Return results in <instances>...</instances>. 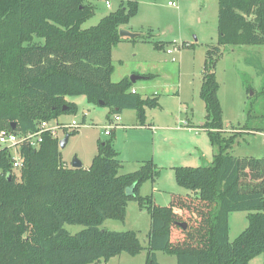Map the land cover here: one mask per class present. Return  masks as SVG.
<instances>
[{"label":"trees","instance_id":"1","mask_svg":"<svg viewBox=\"0 0 264 264\" xmlns=\"http://www.w3.org/2000/svg\"><path fill=\"white\" fill-rule=\"evenodd\" d=\"M137 12L136 0H120L96 25L82 28L94 14L84 0H0V130L11 131L13 124L16 132L34 131L41 121L75 115L76 103L66 98L81 95L108 107L107 117L134 110L144 125L159 95L131 92L127 77L111 81L112 49L125 40L150 41L158 50L179 47L153 41L150 32L120 36ZM224 45L264 46V0H218L217 45L206 51L199 92L202 127L216 152L206 164L174 167L176 183L189 192L172 194L168 205L139 192L158 174L152 160L119 173L112 130L98 140L88 168L66 167L59 140L48 131L37 148L21 146L18 170L8 149L0 148V264H95L136 255L144 249L136 232L100 227L106 219L124 221L132 200L150 216L145 264H160L158 251L175 256L176 264H249L264 254V157L231 155L239 132L222 135L215 66ZM253 56L245 61L263 76L264 94V68ZM237 211L247 212L248 224L230 241L229 216ZM184 214L192 221L181 219ZM65 224L84 228L71 234ZM175 228L180 235L173 238Z\"/></svg>","mask_w":264,"mask_h":264},{"label":"rangeland","instance_id":"2","mask_svg":"<svg viewBox=\"0 0 264 264\" xmlns=\"http://www.w3.org/2000/svg\"><path fill=\"white\" fill-rule=\"evenodd\" d=\"M108 1L110 7L105 6V0H84L86 4L94 6V14L82 24V28L96 25L103 16L118 8L120 0ZM136 1L138 2L137 14L120 29L125 27L135 33L142 34L150 32L153 41H174L179 48L173 50L171 49L172 45L169 44L163 50H158L152 42L142 40L120 42L111 52L113 66L111 81H119L124 76L132 75L131 70L143 67L146 69V74L153 73V77L151 75L150 79L139 80L132 85H135L138 94L143 97L151 95L152 92L159 95V107L149 109L150 113L157 114L160 121L170 122L173 120V126L178 119H187V122H192L194 127H197L205 121V106L199 94L200 82L206 51L217 45L218 0ZM169 2L174 4L171 5ZM167 49L170 51L167 52ZM220 51L221 53L216 59L215 76L219 84L218 97L222 106V121L225 130L222 135L228 137L239 132L230 149L231 155L264 157V94L261 92L263 76L255 68L248 66L245 61L248 57H254L253 55L258 56L264 68V46L224 45L220 46ZM66 99L76 102L78 112L75 115H62L58 119L69 121L76 118L80 121L84 115L85 123H81L77 129L62 128L58 130L56 135L58 140L63 138L62 134L75 131L65 146L60 148L61 160L66 162L67 165L64 164L66 167H70L73 157H77L86 165L91 156L97 152V138L105 137L101 124H105L109 108L92 105L86 101L83 95ZM167 112L175 113V117H168ZM128 117H130V113L127 115ZM127 118L124 120L126 123H128ZM58 119L49 122H61ZM138 125L140 124L138 123ZM244 129H249L252 132H245ZM115 131L117 133L118 129ZM200 133L207 138L204 131H200ZM167 144L176 145V141L171 140ZM120 145L123 150L122 157L127 156L132 147H139L134 143L125 144L122 142ZM210 146L215 153V147ZM139 153L140 159H142V150ZM179 153L184 158L180 160L178 166L196 167L206 164V161L201 158L191 159L188 150H179ZM196 153L201 157L200 151ZM205 156L209 157V154L205 152ZM124 166L126 169L130 167L129 162L124 163ZM155 166L158 169V174L153 185L161 191V193L158 192L160 195L157 198L159 199L156 198L155 202L164 203L159 205H168L165 203L169 201L170 193L182 195L189 192L176 183L174 168L169 169L170 166L167 165L161 167L156 163ZM150 192L151 190L148 195ZM127 205L124 221L106 219L100 227L115 231L132 230L136 232L144 249L136 255L121 253L95 264H145V246L150 230V216L146 209H141L133 200L129 201ZM246 215L245 211L230 214V241L247 226ZM181 219L192 221L185 214ZM64 228L74 234L82 230L84 226L65 224ZM175 234L179 236L180 230L173 229V238ZM156 257L160 264H176L175 256L158 251ZM259 258L253 264H264V254Z\"/></svg>","mask_w":264,"mask_h":264},{"label":"crops","instance_id":"3","mask_svg":"<svg viewBox=\"0 0 264 264\" xmlns=\"http://www.w3.org/2000/svg\"><path fill=\"white\" fill-rule=\"evenodd\" d=\"M123 29L130 30L125 27H123ZM137 68H138L137 70L130 71V72H133L132 75L134 74V75L142 76L141 79H137L135 82L139 80H148L151 78V75L153 77V73L146 74V71H145L146 69H144L143 67H137ZM125 77L129 78L130 75L124 76L122 78H125ZM201 82H202V76H201ZM131 88L134 89L135 92L138 93V90L136 89L135 85H132ZM152 93H155V92H152ZM178 110L179 112H181L180 109ZM129 113H130V117L127 118V115ZM167 113L169 114L167 115L168 117H171V116L175 117V113H170V112H167ZM118 115L120 116V119L118 121V127L114 128L112 132L115 135L114 148L118 152V158L121 162V167L119 169V173L121 174L131 172V171L138 169V167L142 164V162L147 161V160H152L161 167H164V165H167V166H170L169 169L174 168L175 166L180 165L179 163L180 160L184 158V156H181V154L179 153V150H188L189 151L188 155L191 154V159L201 158L202 160H205L207 163L211 162L212 160L214 152L210 146L211 143L209 141L208 135L205 129L202 127L204 122L198 125L197 127H194L195 125H193L192 122H187V119H178L177 123L173 126L172 125L173 120L170 122L160 121L158 118V115L155 113H150L149 109H146V119H145L144 125H138L134 110L126 109V110H123L121 113H118ZM126 118L128 119L127 120L128 123L124 121L126 120ZM73 119H76V118H73ZM58 120L61 122L67 123L71 121L72 119L69 121L60 120V119ZM112 120H113V115H111L110 117H107L106 115L105 124L104 125L101 124V125L104 128V126L109 124ZM79 122L85 123L84 115L82 116V120H80ZM116 129H118L117 133L115 131ZM200 131H204L206 133L207 138L201 135ZM103 134H104V129H103ZM64 135L62 134L63 137ZM105 137L108 138L109 135H105ZM105 137H98L97 139L105 140L107 139ZM98 140L96 141V144ZM171 140H175L176 145L167 144ZM122 142L125 144L134 143V144H137L139 147L138 148L132 147L131 152H129L127 156L122 157L123 150L120 145ZM140 150H142L143 152L142 159H140V153H139ZM199 151L201 153L200 155L201 157H199L198 154L196 153V152L199 153ZM205 152L209 154V157L205 156ZM94 155H92L91 158L89 157L90 161L86 165H84L83 162L81 161L83 168L89 167ZM124 155H126L125 152H124ZM128 162L130 164V167L126 169L124 166V163H128ZM64 164L67 165L66 162H64ZM154 183H155L154 180L144 182L140 186V190H139L140 194L142 196H146L148 195L149 190H151L149 195L152 196V198H154L153 200H155L160 195L158 194L160 190L155 185H153ZM171 190H172V187H171ZM159 193H161V191ZM170 194L172 195L174 193H170ZM171 195L168 199L169 201L165 204H169L171 200ZM155 203L158 205L164 204V203H157V202ZM146 243H147V240H146ZM260 256L261 255H258L252 258L249 261V264H253L255 263V261H258L257 259H260L259 258Z\"/></svg>","mask_w":264,"mask_h":264},{"label":"built area","instance_id":"4","mask_svg":"<svg viewBox=\"0 0 264 264\" xmlns=\"http://www.w3.org/2000/svg\"><path fill=\"white\" fill-rule=\"evenodd\" d=\"M169 4L173 5L174 3L169 2ZM105 6L110 7V2L108 0H105ZM171 49L176 50L177 48L172 46ZM166 51L169 52L170 49H167ZM131 92H135V90L131 88ZM119 119L120 116L118 114L113 115V120L104 126L105 135H109L111 130L118 127ZM80 124L81 122L78 120L72 119L67 123L58 121L53 123H50L49 121H41L37 124L34 131L16 132L14 130L9 131L2 129L0 130V148L8 149L12 155L13 169L18 170L21 166L20 151L23 144L37 148L42 141V134L45 131H48L52 137H56L58 130L62 128L77 129Z\"/></svg>","mask_w":264,"mask_h":264},{"label":"water","instance_id":"5","mask_svg":"<svg viewBox=\"0 0 264 264\" xmlns=\"http://www.w3.org/2000/svg\"><path fill=\"white\" fill-rule=\"evenodd\" d=\"M119 35L132 38V37H135L137 35V33L131 32V31L125 30V29H120ZM141 78H142V76H138V75L133 74V75H130L129 80L132 83H134L137 79H141ZM100 104L102 105L101 102H100ZM14 129H15V125L12 124V130H14ZM69 136H70L69 133H65L64 137L58 141L59 148H63L65 146V144L68 141ZM70 167L80 168V167H82V162L77 157H73V159L71 160V166ZM130 191H131V187L127 188V190H126L127 194H129ZM178 225L183 229L186 228V223H184V222H178Z\"/></svg>","mask_w":264,"mask_h":264}]
</instances>
